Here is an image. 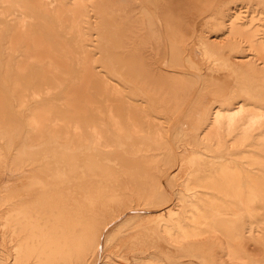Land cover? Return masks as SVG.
<instances>
[{
    "label": "rangeland",
    "instance_id": "1",
    "mask_svg": "<svg viewBox=\"0 0 264 264\" xmlns=\"http://www.w3.org/2000/svg\"><path fill=\"white\" fill-rule=\"evenodd\" d=\"M184 4L0 0V264H264V0Z\"/></svg>",
    "mask_w": 264,
    "mask_h": 264
},
{
    "label": "bare ground",
    "instance_id": "2",
    "mask_svg": "<svg viewBox=\"0 0 264 264\" xmlns=\"http://www.w3.org/2000/svg\"><path fill=\"white\" fill-rule=\"evenodd\" d=\"M205 1V0H204ZM214 1V0H213ZM126 2V1H125ZM197 2V1H196ZM208 3V2H207ZM160 4V3H159ZM209 4V3H208ZM173 5H176L178 8H180V14H181V18H178V17H176L175 16V14H170V13H167L168 15H165V19L168 21H172L170 18H172L173 19V21H175V22H177L181 27H183V24H184V21H183V19H184V17H185V15L187 14V12H188V8H186V5L184 4L183 5V0H173ZM203 5V4H202ZM176 12V10L175 9H173V12ZM187 16H189V15H186V17ZM191 16H192V14H191ZM190 17V16H189ZM187 20H188V17H187ZM186 20V21H187ZM172 21V22H173ZM190 21V20H189ZM188 21V22H189ZM190 24H192V23H190ZM185 25V24H184ZM163 28V27H162ZM139 33V32H138ZM142 43V42H141ZM139 44H140V42H139ZM135 53V52H134ZM163 66V65H162ZM129 69H130V71H133V70H135V72H137L138 73V75H139V77L140 78H143V73H144V71H142V69H141V66L139 65L138 66V64L136 65L135 63H131L130 65H129ZM180 72H182V71H180ZM209 80V82L210 83H213V80L212 79H208ZM142 84V83H141ZM203 86V85H202ZM164 94H166L167 96H168V98H169V100H170V102L171 101H173V96L171 95V94H168V93H164ZM195 96H197V98H195V102L194 103H196V105L195 106H197V103L199 104L200 103V106H201V102H199L200 100H201V97H202V90L200 89L199 91H198V93H197V95L195 94ZM194 96V97H195ZM193 97V96H192ZM193 100V99H192ZM191 101V100H190ZM189 101V102H190ZM194 106V107H195ZM192 107H193V104H192ZM201 108V107H200ZM202 108H204V104L202 105ZM185 109H186V107H185ZM202 110V109H201ZM190 112H191V108H190ZM186 115V114H185ZM195 117V116H194ZM195 123V122H194ZM16 174H18L17 172H15ZM21 174V173H20ZM23 174V173H22ZM19 175V174H18ZM10 176V175H9ZM12 176V175H11ZM25 176H27V175H25ZM24 177V176H23ZM248 178V177H247ZM5 183H7V179H6V181H4V185H5ZM1 184V183H0ZM3 184V183H2ZM1 184V185H2ZM7 185V184H6ZM1 187H3V185L1 186ZM1 189V188H0ZM11 189V186L9 185V188H7V189H4L3 190V193H2V198L0 199V202H2V201H6L7 200V197L9 196V194H10V190ZM14 190V189H13ZM256 204V203H255ZM220 213V212H219Z\"/></svg>",
    "mask_w": 264,
    "mask_h": 264
}]
</instances>
